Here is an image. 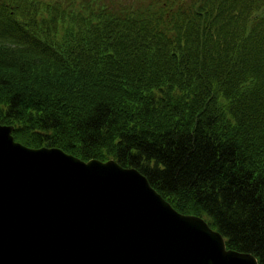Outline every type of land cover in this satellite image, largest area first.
Returning a JSON list of instances; mask_svg holds the SVG:
<instances>
[{"label":"trees","instance_id":"1","mask_svg":"<svg viewBox=\"0 0 264 264\" xmlns=\"http://www.w3.org/2000/svg\"><path fill=\"white\" fill-rule=\"evenodd\" d=\"M0 125L138 169L264 264V0H0Z\"/></svg>","mask_w":264,"mask_h":264},{"label":"water","instance_id":"2","mask_svg":"<svg viewBox=\"0 0 264 264\" xmlns=\"http://www.w3.org/2000/svg\"><path fill=\"white\" fill-rule=\"evenodd\" d=\"M0 125V264H258L138 169L28 147Z\"/></svg>","mask_w":264,"mask_h":264},{"label":"rangeland","instance_id":"3","mask_svg":"<svg viewBox=\"0 0 264 264\" xmlns=\"http://www.w3.org/2000/svg\"><path fill=\"white\" fill-rule=\"evenodd\" d=\"M103 162H105V161H103Z\"/></svg>","mask_w":264,"mask_h":264}]
</instances>
